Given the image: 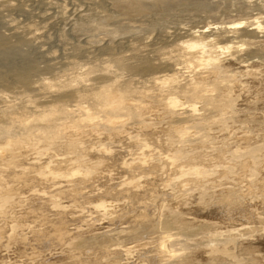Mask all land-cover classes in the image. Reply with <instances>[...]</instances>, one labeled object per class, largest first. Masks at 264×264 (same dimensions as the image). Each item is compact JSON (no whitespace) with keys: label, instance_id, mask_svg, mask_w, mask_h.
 Here are the masks:
<instances>
[{"label":"bare ground","instance_id":"obj_1","mask_svg":"<svg viewBox=\"0 0 264 264\" xmlns=\"http://www.w3.org/2000/svg\"><path fill=\"white\" fill-rule=\"evenodd\" d=\"M101 1L70 23L81 63L46 66L53 90L0 34V66L20 64L0 89L24 92L0 96V264H264L248 259L264 244V0ZM186 3L231 21L184 28L178 49L174 27L147 35L144 18Z\"/></svg>","mask_w":264,"mask_h":264},{"label":"rangeland","instance_id":"obj_2","mask_svg":"<svg viewBox=\"0 0 264 264\" xmlns=\"http://www.w3.org/2000/svg\"><path fill=\"white\" fill-rule=\"evenodd\" d=\"M96 1L97 3L102 2L101 0ZM96 1L0 0V34H4L5 36L9 37L7 38V44L11 47L10 51L12 57L24 58L31 64L27 68L28 70H30V78L34 82V86L40 88L37 90L38 92L40 90L44 91V89L53 90L52 87H49L45 83L52 80L54 82L56 81L55 73L57 70L51 71L46 69V66L48 64H51V62L58 61L60 59L62 60V62L75 61L81 63V60L85 56L83 54L84 49L82 48L76 51L72 44L76 43V41L82 40L84 36H86V33L83 30L78 29V25L72 26L70 23L72 21H75L73 16L76 15L81 9L86 6H88L87 8L92 9L91 12L93 14L100 13L101 9H104V4L98 3L99 5H97ZM83 4L87 5L83 6ZM192 4H180L181 6H176L170 12L168 11L169 14H166V11L159 13V15L155 14L158 18H156L154 14H152V16H149L150 19L149 17L148 19L147 17L144 18V28L147 27V30L148 28L151 31L154 30V32L147 33V35H153V33H155V30L158 27V24L155 23L158 21L162 23L163 27H174L175 32L178 34V38L176 41L173 42V45L170 46V48L178 49L181 47L182 41L188 38L186 37V34L183 33L184 28L204 27V29H208L211 27H215L217 25V22H219V25H224L225 23H227V21H231V19L225 18L223 15L220 18H211L206 11L207 7L205 5H201L199 8V5L197 3ZM100 5L103 8H101ZM195 5H198V8ZM203 6H205L206 8H203ZM88 17L91 16L85 15L84 19ZM140 23L141 22H134L133 24V22H130L129 25L132 27H137L138 25H140ZM72 27L75 30H73ZM119 30L121 32H127V29L124 26L120 27ZM150 35L149 37L152 36ZM86 49L90 50L91 47L89 46ZM4 54H6V52L0 50V56H3ZM64 54H68L69 56L62 58ZM17 60L8 59L5 64L1 65L2 67L0 66V72L2 70L6 71L7 69H9L7 64L11 65L15 69H19L20 64L16 62ZM126 62L129 63L131 66L141 65L136 59H130ZM79 63H72L67 66H69L70 70L73 72H80V70L76 66V64ZM35 66L36 69H34ZM144 67H147V72L148 70H154L153 68H151V66H147L146 64L138 66L134 69L139 70ZM6 88L8 89H0V96L24 94L19 84L18 86H15V91H12V89H9V87ZM35 100L37 103L41 102V98L39 97H36ZM248 120L251 125H256L255 118L251 117L248 118ZM2 204L3 203H0V205ZM195 208L196 206L188 205L187 207H183L181 211L184 212L183 215H186L189 219H193V212ZM202 210L206 211L207 215L201 216V218L205 220H210L211 222H215L216 220H222L225 217L224 214L218 212L219 209L202 208ZM249 242L251 243V247H255L258 251L255 256L253 257L251 255H248L253 252L252 250L248 249L250 248L249 245L243 246L244 248H239L238 253H245L246 256L248 255L249 261L259 262V260L255 258H264V244L260 243L261 241L259 239L256 241ZM229 245L233 246L234 244L230 242ZM25 249L27 248L25 247ZM18 258H25V256H21ZM194 258L201 257L199 255H196ZM216 258L218 257L210 256V262H215Z\"/></svg>","mask_w":264,"mask_h":264}]
</instances>
